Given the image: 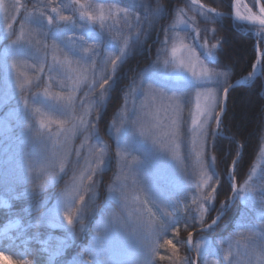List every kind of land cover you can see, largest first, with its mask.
Returning a JSON list of instances; mask_svg holds the SVG:
<instances>
[{"label": "snow or ice", "instance_id": "1", "mask_svg": "<svg viewBox=\"0 0 264 264\" xmlns=\"http://www.w3.org/2000/svg\"><path fill=\"white\" fill-rule=\"evenodd\" d=\"M171 3L168 0V5ZM54 4L55 0H38L28 9L21 0H0L4 22L0 23V40L4 41L0 45V108L14 105L7 115L16 121L15 125L0 127V137L7 138L18 127L24 141L36 146L46 161L39 172L29 164L26 174L16 177V184L23 191L11 199L35 197L61 180L65 184L51 207L33 205L34 221L26 226H21L19 220L10 221L0 232V240L6 238L16 247L15 242L27 228L41 225L61 229L66 235L59 244H53L51 236L45 240L28 237L21 241L17 259L5 255L0 245V260L8 264H37L26 246L33 239L50 260L59 256L84 231L95 210L104 169L115 159L119 171L115 184L108 186L106 197L110 211L97 223L90 245L80 254L88 259L78 256L73 264H125L118 258L112 236L121 227L122 219L127 224L128 220L117 214L127 209H131L128 217L134 218L141 232L134 264H158L157 256L170 264H197V259L208 264L206 258L220 255V249L213 247L206 235H200L199 242H194L193 236L218 227L229 208L230 202H225L221 215L211 219V223L206 221L205 217L214 210L218 188L223 186L214 167L216 157L209 155L210 144L221 135V114L230 89L235 86L228 85L226 72L215 70L222 66L216 55L222 51L221 42L211 46L207 39L201 42L197 17L216 23L225 14L206 7L201 0H189L186 9L177 10L175 22L161 30L163 40L157 33V59L138 79L133 77L125 89L132 103L125 102L119 127L114 129L113 154L97 130L104 101L117 90L118 72L129 56L135 49L143 48L155 31L157 14L163 18L164 14L171 16L173 10L159 3L154 8L151 0H140L138 5L129 4L128 0H67ZM228 4L230 10L234 9V17L231 11L228 16L237 23L247 22L249 31L255 28L259 44H264V2L250 0V6L245 0H228ZM22 10L16 30L13 25ZM65 10L71 14L65 15ZM189 12L193 15L189 16ZM212 31L215 34V29ZM209 59L217 62L210 67L206 63ZM257 65L264 66V51L259 47L254 70ZM251 78L250 74L248 79ZM78 136L83 139L77 146ZM134 144L147 146L152 158L138 160L132 155L137 151ZM27 155L31 159L32 153ZM159 158L178 173L182 186L179 192L166 193L153 181L148 161ZM232 165L235 169L237 161L233 160ZM226 175L231 177L230 201L239 200L248 210L242 217L248 231L240 234L245 241L246 260L236 259L232 243L224 249L223 259L227 264H264V176L256 183H251L249 176V182L237 186L236 173L226 170ZM189 199L191 204L187 203ZM160 204L166 208L161 209ZM0 207L12 205L4 198L0 199ZM181 224L185 230L199 227V233L188 231L187 240L177 239L176 243L164 240L172 254L159 255L160 240L171 230L179 236ZM10 227L17 229L16 235H8ZM178 244L185 246L189 254L181 256ZM236 246H240L238 241Z\"/></svg>", "mask_w": 264, "mask_h": 264}, {"label": "trees", "instance_id": "2", "mask_svg": "<svg viewBox=\"0 0 264 264\" xmlns=\"http://www.w3.org/2000/svg\"><path fill=\"white\" fill-rule=\"evenodd\" d=\"M188 2V0H172L171 5H168V0H151L154 8L158 3L170 7L173 10L172 15L164 14L163 18H159L160 14H157L158 23L156 24L155 31L147 38V42L143 48L135 49L118 72L120 84L117 90L107 97L106 106L104 105L100 112L98 129L101 136L106 134L105 126L107 121L111 119L114 112L121 106L123 91H125L130 80L136 77L137 72L148 64L149 57L153 58L160 47V44L156 42L157 33H159V40H163L164 35L161 30L174 19L178 9L187 8ZM201 3L208 8H215L219 13L228 14L231 11L228 0H201ZM188 15L192 16L193 13L189 12ZM197 21V26L201 30V42H203V39H207L209 46L221 42L222 51H217L216 55L222 66L215 70L227 73L228 85L251 73L252 65L256 60V46L261 51H264V44H259V40L252 34V31H249V27L234 23L228 17H218L216 23L206 22L203 17H197ZM213 29H215V34H213ZM141 39L143 40L144 38L141 37ZM197 51L199 52L200 50L197 49ZM216 62L211 59L206 61L210 67ZM260 68V76L248 84L238 85L230 90L226 101V109L222 117V137H217L215 141H211L209 155L216 157L214 167L221 177L223 186L218 188L219 194L214 201V210L211 211L209 216L205 217L208 223H211V219L221 215V205L227 202L231 196L229 183L225 178L226 170L228 172L232 161H237V167L234 169V172L236 173V183L240 186L245 181L252 167L259 143L264 140V66L260 65ZM111 168L112 164L110 163L107 171L103 173L102 184L99 189L100 197L104 199L107 197V188L114 178L115 166L112 170ZM64 187V181L61 180L56 185H52L37 193L35 197L21 196V198L16 200L10 199L12 207L9 211L13 214L9 215L7 209L0 207V226L9 217H23L24 210L22 211V209L24 208L32 209L33 205L37 203L41 204L42 208L49 206L56 200ZM4 190L5 187L0 182V198L3 196ZM192 207L195 208V205H192ZM95 216L92 215L89 218L91 223L94 221ZM242 217L243 209L237 201H234L221 216L218 227H215L209 233L194 235L193 241L200 240V235H206L211 241L212 246L220 249V255L212 256L215 264H227V261H224L223 257L225 255L224 249L227 248L228 243L233 244L232 252L236 259L240 256L237 252L239 250L236 246L237 241L242 247L245 243L241 239L240 234H247L248 229L245 227V221ZM43 230L42 228L41 231ZM188 231L199 233V227L185 230L181 224L179 236H177L174 230L169 231L159 242L161 245L159 255L167 257L172 254L171 248L164 245V240L172 239L173 243H176L177 239L186 240ZM221 242H223V247H221ZM1 245L4 247V254L14 259L16 253L15 247L12 245L6 246L5 242H2ZM30 245L37 264L47 263V255L45 252L40 251L41 247L33 242ZM177 247L180 249L181 256L187 255L185 246L178 244ZM156 259L158 264H170L167 259L159 260V256ZM201 260L199 259L198 264H201Z\"/></svg>", "mask_w": 264, "mask_h": 264}, {"label": "rangeland", "instance_id": "3", "mask_svg": "<svg viewBox=\"0 0 264 264\" xmlns=\"http://www.w3.org/2000/svg\"><path fill=\"white\" fill-rule=\"evenodd\" d=\"M9 2H10V0H9ZM21 2L26 4L28 9H32L33 4L37 3L38 0H21ZM44 2H47V0H44ZM66 2H67V0H55V4H62V3H66ZM97 2H103V0H97ZM139 2H140V0H128L129 4H137L138 5ZM245 2L250 4V0H245ZM55 4H54V6H55ZM121 6H124V5H121ZM250 6H251V4H250ZM23 14L24 13L22 10L21 15L17 17V22L13 25L14 29L18 30L19 21H20L21 16ZM64 14L70 15L71 13H70V11L65 10ZM223 17H227V16H223ZM174 22H175V17L169 24L166 25V27H168L170 24H172ZM0 23H4L3 19H2V13H0ZM234 23H236V22H234ZM4 26L6 28V23L4 24ZM182 27L183 26H181V28ZM248 27H250V26H248ZM251 31H252V34L256 37V39L259 40V38L256 35V29L253 28ZM180 34H181V36H183L184 32L181 31ZM12 39H15V37H12ZM10 42L11 41L9 40L8 43H10ZM48 42L51 43L50 40ZM186 42H189V41L186 40ZM3 44H4V41L0 40V45H3ZM256 49H257V46H256ZM2 50H3V48L0 47V51H2ZM156 59H157V52L153 58L149 57L148 64L144 68L139 70V72H137L136 78L138 79L140 74L145 69H148L149 66L152 65ZM254 64H256V60H255ZM260 73H261L260 65L257 66V72L255 74H253V67H252V70L250 73L252 75L251 79H255L256 77L260 76ZM250 74H248L247 76L242 77L241 79L235 81L231 85L238 84V82H242V84H240V85H245V83H248V81L251 80V79H248ZM236 86H238V85H236ZM2 87H3V85L1 82L0 88H2ZM36 90L39 91V89H36ZM53 90L56 91L58 89L54 88ZM122 97H123V101H122L121 106L119 107L118 110H116L114 112L111 119L109 121H107V123H106V126H105L106 134L101 136L100 131L97 128L100 136L111 147V151L113 154L115 153V150H116L114 129H115V127H119V122L121 119V115L123 112V106H124L125 102L127 101V103L129 105H131V103H132L131 95H126L125 91H123ZM106 103H107V98L104 101L105 106H106ZM12 107H14V105H12L10 103V104L0 108V114L2 113V115H0V118H3V123H0V127H4L6 124H11V125L16 124L14 116L7 115V113H9V111ZM217 111H219V109H217ZM223 114L224 113L221 114V120H222ZM187 115H188V112H187V110H185V116H187ZM189 123H190V121H189ZM212 128L215 129L214 123L212 125ZM110 137H112V138H110ZM219 137H222V132H221V135ZM82 139H83L82 136H78L76 141H75V144L78 146ZM134 146L137 148V151L133 152L132 155L135 156L138 160H140L141 162H145L146 157H148L149 159L152 158V153L150 152V149L147 146H139V145H135V144H134ZM148 146L149 147L151 146V141L148 142ZM28 153H32L31 159H29V157L27 155ZM148 162L151 163L152 179L155 182V184L161 190L165 191L166 193L167 192H179L181 190L182 186L180 183L178 173L176 172L175 168H173L171 165L167 164V162L163 158H159L158 160H150ZM110 163L112 164V168L115 166V170H114L115 172H114V178L112 179V181L109 185H114L115 180H116V175L119 171V168H118V165H117V162L115 159H113ZM29 164H31L33 166V168H35L37 170V172H39V170L45 166L46 161L40 156L39 149L36 146L32 145L31 143H26L24 141V138L20 136V129L18 127H14L13 132L7 138L0 137V182L5 187L3 196H1L0 199L7 198L8 203H10V199L12 196H15L20 191H23L22 188L17 186L16 177L21 175V174H26L27 166ZM109 164L105 167L104 171H107ZM112 168H111V170H112ZM253 169L255 170V174H253ZM233 171H234V168H233V165L231 164V167L229 168L228 172H233ZM249 176H252L251 183L258 182L260 180V178L262 176H264V140L259 143L256 156H255L254 161L252 163V167L249 170L245 181L240 186H243L246 182H249L248 181ZM225 179L229 183V188H230L231 177L226 175ZM5 180H7V183H5ZM28 187L31 188L32 185L29 184ZM48 187H50V186H48ZM48 187H46V188H48ZM230 191H231V189H230ZM231 196H232V193H231ZM231 196L227 200V202H230L229 207H230V205H232V203L234 201H237L239 203V205L241 206V208L243 209V215H244L245 212H247L248 210L244 208V205L241 201H239V200L230 201ZM57 198H58V196H57ZM57 198H56V200H57ZM56 200L52 204H50L49 206H44V208L51 207L56 202ZM86 200H87V197H86ZM187 203H191V200L189 199L187 201ZM95 205H97V206H95L96 211L94 213H92V215H94V216L96 215L94 217V221L92 223L89 221V218L92 216L91 215L86 221L84 231L78 235L77 239L72 241L66 248H64L63 252L59 256L53 257L50 260L49 254L47 252H45V254L47 255V263H45V264H56V263H58V264H73V261L76 258H78V256L84 260L88 259L87 256H81L80 254H82L84 252V250L90 245L91 238H92V235L94 233V229H95L97 223L102 222L101 218L105 215V213L107 211H110L107 198L104 199V198L100 197L99 192H98V195L96 198ZM149 206L151 207V205H149ZM159 206L161 209L166 208L165 204H160ZM181 207H183V205H181ZM1 208L7 209L8 211L11 209V208H7V207H1ZM23 210H24V216L23 217H21V218L9 217L7 220H5L3 225L0 226V232L4 231V229L9 225L10 221L19 220L21 226H26L29 223L33 222L34 221V214L32 212V209L24 208V209H22V211ZM130 211H131V209L118 211L117 214L123 216L125 219L128 220V222L125 225V220L122 219L120 221L121 227H117L113 233V236H112V244L118 253V258L120 260L124 261L125 264H134V262L138 259L137 242H138V239L140 238V235H141L140 230L136 227V224L134 222V218L128 217V213ZM153 211H156V209L153 208ZM167 211H172V209L168 208ZM8 214L11 215L13 213L11 211H9ZM248 214L252 215L251 212H248ZM159 215L160 214L157 213L158 217H159ZM256 215H258V210L256 212ZM254 222L257 224L259 223L258 221H254ZM42 228L44 229L43 230L44 232L41 231ZM16 232H17L16 228H14V227L8 228V235H16ZM65 235H66V233L63 230L52 229V228L45 226V225H41L39 228H36V229L27 228V230L20 237V239L15 242L16 253H15L14 259L18 258L17 253L19 251V247L21 246V241H24L28 237H37L39 240H45L49 236H51L52 237V243L53 244H59V241L61 239H63L65 237ZM186 240H187V237H186ZM2 242H5L6 246L12 245L11 243L7 242L6 238L4 240H0V245L2 244ZM32 242L36 243V241L33 239V240H28V243L26 245L30 251H31V245L30 244ZM196 242H199V240ZM38 245H39V247H41L40 244H38ZM238 249L239 250H237V252L240 254V256L237 258V260L244 262L246 260L245 253L247 250L242 246H239ZM237 252H236V255H237ZM188 254L189 253L187 252V255ZM192 255L193 256L195 255L194 252L192 253ZM212 256L213 255H210L206 258L208 264H215V262L212 259ZM198 262H199V259H197V264H198ZM0 264H8V261L0 260ZM201 264H203V260H201Z\"/></svg>", "mask_w": 264, "mask_h": 264}, {"label": "bare ground", "instance_id": "4", "mask_svg": "<svg viewBox=\"0 0 264 264\" xmlns=\"http://www.w3.org/2000/svg\"><path fill=\"white\" fill-rule=\"evenodd\" d=\"M262 2H264V0H262ZM246 3V2H245ZM255 11H258V8H256L255 9ZM231 12H232V15H233V17H234V9H231ZM225 15H228V14H225ZM258 66V65H257ZM257 72V67H256V69L254 70L253 69V74H255ZM247 78V77H246ZM252 80V79H251ZM250 80V81H251ZM250 81H248V83L250 82ZM248 83H245V84H248Z\"/></svg>", "mask_w": 264, "mask_h": 264}, {"label": "water", "instance_id": "5", "mask_svg": "<svg viewBox=\"0 0 264 264\" xmlns=\"http://www.w3.org/2000/svg\"><path fill=\"white\" fill-rule=\"evenodd\" d=\"M224 16L229 17L228 15H224ZM229 18H230V17H229ZM231 19L234 21L233 18H231ZM234 22H235V21H234ZM236 23H237V22H236ZM239 24H243V25H245V26H249L247 22H239ZM240 84H242V82H239L238 84H234V86H236V85H240Z\"/></svg>", "mask_w": 264, "mask_h": 264}]
</instances>
